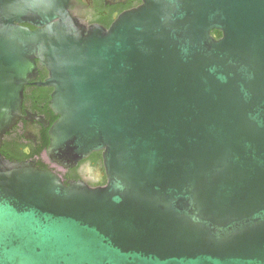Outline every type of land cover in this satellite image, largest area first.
Wrapping results in <instances>:
<instances>
[{
	"label": "water",
	"instance_id": "95a60500",
	"mask_svg": "<svg viewBox=\"0 0 264 264\" xmlns=\"http://www.w3.org/2000/svg\"><path fill=\"white\" fill-rule=\"evenodd\" d=\"M71 4L0 0V150L39 64L42 156L100 152L106 183L0 152V264H264V0H141L108 29Z\"/></svg>",
	"mask_w": 264,
	"mask_h": 264
},
{
	"label": "flooded vegetation",
	"instance_id": "af4514ba",
	"mask_svg": "<svg viewBox=\"0 0 264 264\" xmlns=\"http://www.w3.org/2000/svg\"><path fill=\"white\" fill-rule=\"evenodd\" d=\"M70 14L85 26H100L108 29L115 19L122 13L132 10L141 4V0H71ZM38 74L36 78L24 88L22 110L25 119H20L16 125L6 133L12 136L16 144H19L17 162L40 160L43 170L55 172L63 181H80L89 187L103 186L106 183L101 153L94 152L78 165L71 169H60L51 165L40 153L37 158L32 155L43 146V135L48 140V126L56 117L49 108L51 88L37 86L47 77L46 70L37 64ZM100 153V158H99Z\"/></svg>",
	"mask_w": 264,
	"mask_h": 264
},
{
	"label": "trees",
	"instance_id": "16d2710c",
	"mask_svg": "<svg viewBox=\"0 0 264 264\" xmlns=\"http://www.w3.org/2000/svg\"><path fill=\"white\" fill-rule=\"evenodd\" d=\"M211 35L213 37H215L216 39H218L220 37V33L218 31H212ZM51 121H54V118H52ZM43 141H44L43 146L40 149H38L37 151H33V153H32V155L36 156L37 158L40 156V153L45 150V148L48 144V140H47V138H45V135H43ZM2 143L3 144H2V147L0 150L2 156H4L6 159H8L10 161L17 162L16 159L18 157V154H20L19 144L15 143V140L12 136H7L6 134L3 137ZM99 158H100V153H99ZM39 163H42V162L39 160L37 167L40 169H44L45 167Z\"/></svg>",
	"mask_w": 264,
	"mask_h": 264
}]
</instances>
